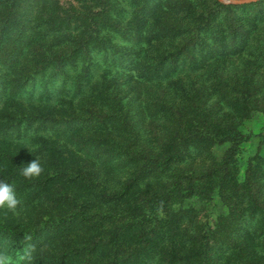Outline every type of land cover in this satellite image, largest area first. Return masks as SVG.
Instances as JSON below:
<instances>
[{
    "label": "trees",
    "instance_id": "16d2710c",
    "mask_svg": "<svg viewBox=\"0 0 264 264\" xmlns=\"http://www.w3.org/2000/svg\"><path fill=\"white\" fill-rule=\"evenodd\" d=\"M258 114L264 0H0V182L20 201L0 252L264 264V126L242 159Z\"/></svg>",
    "mask_w": 264,
    "mask_h": 264
},
{
    "label": "clouds",
    "instance_id": "9594fccd",
    "mask_svg": "<svg viewBox=\"0 0 264 264\" xmlns=\"http://www.w3.org/2000/svg\"><path fill=\"white\" fill-rule=\"evenodd\" d=\"M38 146H30V150L37 149ZM21 169L20 174L28 180L38 178L42 171V164L39 159H34L27 165L17 167ZM20 201L17 198L15 187L12 184L0 182V211L17 213ZM31 259V250L26 249L22 255L15 259L13 264H27ZM0 264H10L9 257L0 252Z\"/></svg>",
    "mask_w": 264,
    "mask_h": 264
},
{
    "label": "rangeland",
    "instance_id": "374dc122",
    "mask_svg": "<svg viewBox=\"0 0 264 264\" xmlns=\"http://www.w3.org/2000/svg\"><path fill=\"white\" fill-rule=\"evenodd\" d=\"M218 1L224 4H230L222 0H218ZM41 92L42 91H37V94L39 95V96H36L37 98L41 97L40 95ZM243 125H244V128H243L244 132L250 137L251 141H253L249 146H247L246 151L242 155V159L246 160L251 154L255 153L258 150L257 147L260 141L259 133L262 127L264 126V115L258 114L254 116L252 119L245 121ZM9 136H12L14 137V139H17V136H19V134L17 132H14V134L13 132H11Z\"/></svg>",
    "mask_w": 264,
    "mask_h": 264
},
{
    "label": "water",
    "instance_id": "95a60500",
    "mask_svg": "<svg viewBox=\"0 0 264 264\" xmlns=\"http://www.w3.org/2000/svg\"><path fill=\"white\" fill-rule=\"evenodd\" d=\"M222 1L234 5H248V4L256 3L258 0H222Z\"/></svg>",
    "mask_w": 264,
    "mask_h": 264
}]
</instances>
